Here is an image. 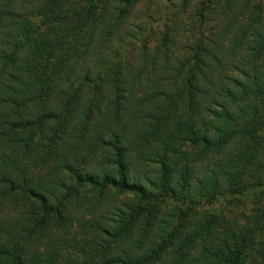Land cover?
Returning a JSON list of instances; mask_svg holds the SVG:
<instances>
[{"label":"trees","instance_id":"trees-1","mask_svg":"<svg viewBox=\"0 0 264 264\" xmlns=\"http://www.w3.org/2000/svg\"><path fill=\"white\" fill-rule=\"evenodd\" d=\"M137 1L0 0V264H264V1Z\"/></svg>","mask_w":264,"mask_h":264},{"label":"rangeland","instance_id":"rangeland-1","mask_svg":"<svg viewBox=\"0 0 264 264\" xmlns=\"http://www.w3.org/2000/svg\"><path fill=\"white\" fill-rule=\"evenodd\" d=\"M193 3L194 0H190L189 7L192 6ZM178 6H179L178 0H171V4H168L166 6L162 0H138L137 4L131 10V16L129 17V21L133 20L132 23L135 24L136 22L134 20L136 16L138 14H140L141 16L142 13L153 14L158 19L160 17L159 13H163L164 7H166L167 12L170 11L173 12L178 10ZM78 232L79 231L71 228L69 235L73 234L75 236Z\"/></svg>","mask_w":264,"mask_h":264}]
</instances>
